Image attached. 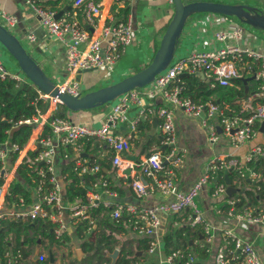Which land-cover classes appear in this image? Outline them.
Instances as JSON below:
<instances>
[{
  "label": "built area",
  "instance_id": "2783aa9c",
  "mask_svg": "<svg viewBox=\"0 0 264 264\" xmlns=\"http://www.w3.org/2000/svg\"><path fill=\"white\" fill-rule=\"evenodd\" d=\"M172 2V0H169ZM264 1V0H262ZM38 0H25V3L34 9L40 17L41 25L47 32L57 37L65 46V69L70 73L89 71L95 69H111L134 39V29L131 19L117 22H109L100 28L98 36L90 35L89 27L96 26V18L101 14V3L94 0H72V5L83 14V21L70 16L60 15L56 18V11L44 8L37 4ZM0 18L4 20L9 28H13L19 22V18L5 11H0ZM224 21L230 24L229 30H217L215 38L222 42V46L215 50H195L186 57H173L169 65L155 76L146 86L132 89L113 100L104 121L99 126H88L75 122L69 118L52 116L60 103L57 98L51 97L37 90V98L47 103L44 110L36 109V114L20 119L13 123L12 129L22 124L41 127L48 125V133L40 136L36 141L39 148L34 162H42L44 167L38 169V179L33 187L36 199L30 204L27 212H14L16 218L26 217L30 220L48 219L54 222V233L57 238L65 232L64 212L75 223L85 222L84 232L92 234L95 230V217L92 211L100 205V190L113 195L110 183L101 174V166L97 160L82 161L75 164L79 175H94L86 192L84 201L71 202L64 205L60 185L55 181L53 172V157L58 146L68 147L76 145L83 138H94L101 141L113 151L112 163L114 171L118 176L126 175L125 170L134 172L131 187L136 196L143 197L148 193V185L140 179L148 177L152 180L150 189H158L168 199L152 207H144L134 204L102 202V207L110 209V217L119 222L126 216L130 229L142 238L148 240L147 252L153 253L160 248L158 229L162 220L160 213L179 214L189 210L187 215L188 225L196 223L202 225V235L206 241L212 237V226L205 222L196 203V197L200 190L211 184L213 186L212 196L225 197L230 208L225 213L228 218L236 219L243 228L250 225L264 223V209L253 210L243 207L241 210L233 211L234 199H226V184L215 182L216 178L230 169H235L240 180L257 182L264 181V175L249 166L248 162L258 159L264 155L261 145H254L243 157L237 158L232 154H220L213 156L206 164L203 174L187 189L181 190L174 182L171 175L160 176L165 163L175 164L178 161L177 147L174 135V117L171 107L168 105L182 107L188 115L202 116L203 126L206 127L207 137L210 142H218L220 136H225L231 146L238 147L243 143L250 142L259 133V126L264 121V46L255 48L242 43L246 35L243 26L235 23L231 18L224 16ZM27 39L30 42L36 40L34 33H29ZM246 59L256 60L259 64L255 73L258 85L248 97L253 102L250 110L242 113L233 112L225 114L214 102L205 104L194 103L190 98L181 94L183 81L181 75L184 72H202L211 86H233V80L243 78L244 74L250 72L251 67L246 64ZM24 76V75H23ZM0 78L13 79L22 83L25 77L11 73L0 62ZM61 91L72 96L82 95V86L76 79H71L57 84ZM36 98V99H37ZM161 98L165 102L152 110L159 118V128L162 135L161 143L166 145L164 152H151L139 162H132L122 157V153L130 148V136L118 133L116 127L127 123L129 120L128 109L132 103L139 106L152 105L154 99ZM151 102V103H150ZM252 104V103H251ZM52 116V118H50ZM137 127L136 122H131V129ZM221 128V133L218 132ZM10 130H7L9 132ZM25 146V145H24ZM17 143L6 139L0 143V169L5 182H12L15 171L19 166H13L6 170L4 161L7 155H18L24 150ZM67 156V155H66ZM22 160L19 162V164ZM221 172V173H220ZM50 174L49 187H44V178ZM220 173V174H219ZM219 174V175H218ZM11 184V183H10ZM10 191L6 192V196ZM16 204L24 206V197L18 196ZM224 244L219 246L213 257L212 264H264V256H261L253 243L236 234L233 228L227 227L222 231ZM6 264H16L20 258V252L13 256L6 253ZM165 264H195L194 255L187 248H178L166 253L163 258ZM134 264H140L136 261Z\"/></svg>",
  "mask_w": 264,
  "mask_h": 264
},
{
  "label": "crops",
  "instance_id": "0c3cea01",
  "mask_svg": "<svg viewBox=\"0 0 264 264\" xmlns=\"http://www.w3.org/2000/svg\"><path fill=\"white\" fill-rule=\"evenodd\" d=\"M94 1L100 2L102 7L100 16L96 18V26L88 28L90 35L98 36L100 28L109 22L131 19L133 23L134 39L132 43L125 48L120 58L111 69L101 68L76 73L68 72L65 69L64 42L57 37L51 36L47 32L40 23L39 15L32 7L25 3V0H0V11L2 10L14 14L19 18L17 25L9 30L19 38L28 52L36 59L42 70H44L52 80H56V82L54 80L56 84H62L67 80L76 79L81 84L82 88L88 89L97 83H100L101 87L112 84L146 66L151 61L158 48L163 36L162 34L166 30L174 13L173 3L169 0ZM195 1L251 4L259 8L264 14V1L262 0ZM58 7V11L63 10L62 15L70 14V16L84 23L82 12L73 7L72 0H60ZM224 16L226 15L209 12L194 13L189 16L179 37L173 57H186L195 50H215L220 48L222 42L215 38V32L220 29H230V24L223 20ZM227 17L243 26L246 30V35L242 43L255 48L264 46L263 30L245 25L234 16ZM0 19L4 22L2 18ZM1 24L3 25V23ZM31 32L36 36L34 42H30L27 39V35ZM0 49L3 51L6 63L21 73L16 74L20 77H24L15 60L1 44ZM0 55L2 56V52H0ZM11 58L14 62L11 61ZM246 64L251 67V70L247 73V76L244 77H250L257 72L259 64L256 60L252 59H246ZM190 74L198 75L200 79L207 84L208 80L202 72H184L181 78ZM23 82L28 81L25 78ZM257 85L258 80L256 76L254 79L247 81L248 92L250 91L249 87H257ZM36 90L38 89L36 88ZM248 92L246 97L243 96L241 100L236 101V103L240 104V108L243 111L250 110V107L253 105V102L248 98L253 91L251 93ZM212 98L215 100L214 102L222 108L219 97L214 94ZM164 103L165 102H163L161 98H156L152 105H147L146 108L136 105L135 103L130 105L128 109V122L116 127L118 133L130 136V148L122 153L124 159L136 163L151 152H164L167 149L166 145L161 143L162 135L159 128V118L152 110L146 111L148 108L153 109ZM112 104L113 101L98 107L78 111L67 109L65 111L66 118L88 126H99L104 121L105 115ZM168 106L171 107L173 111V128L178 152L177 157L179 159L175 164L165 163L163 170L160 172V176L171 175L174 182L181 190H187L203 174L206 164L213 156L232 154L237 158H243L254 145H261L264 147V132H260V130L253 140L243 143L237 148L231 146L227 138L223 135L220 136L218 142H210L207 137L206 127L203 126L201 115H188L182 107L173 105ZM223 106V108H228L225 102ZM154 118H157L155 126L152 125ZM131 122L137 123L135 129H131ZM44 127L45 125L41 127L37 126L32 129L28 141L24 144V150L18 157L12 158V155H7L4 161L7 171L11 170L13 166L17 167L27 153L36 148V141L43 134ZM218 132L221 133V131ZM112 156L113 151L111 148L94 138H83L78 141L76 145L68 147L58 146L55 149L53 157V176L55 181L60 185L63 204L68 205L71 202L81 201L80 198H75L74 201L70 202L66 198V188L70 180L67 179L68 171L63 172L65 166L69 161L77 164L79 160L91 161L94 159L100 163L101 174L107 178L114 192L113 195H110L100 190L101 206L102 202H110L112 205L122 203L124 205L134 204L152 207L168 199L163 196L158 189L155 188L151 190L152 180L148 177H142L141 175H139V177L142 182L148 185V193L143 197L136 196L131 187V180L134 172H130L129 175L118 176L114 171ZM16 173V171L13 173L14 179L10 182L11 184L17 177ZM94 177L91 178L90 181H92ZM90 181L87 182L86 180H82V187L88 185ZM10 183L5 182V185L0 187V216L19 222H25L27 220L30 222L32 221L30 223L32 226L30 225L28 229H25L26 232L24 236L21 237V239L23 237L27 238V242L22 244L24 254L21 252L22 249H20V258L17 260L16 264H34L41 261H43L44 264H97V259L91 257L92 252L84 251L82 243L89 239L90 235L93 237L96 231L100 232L101 230V232L105 231L106 233H110L109 230L104 228L106 225L104 222H110L114 226V232H111L113 237L117 240L114 249L119 250V255L116 257L115 264H117L119 257L122 255L120 248L132 252L136 251L138 258L135 259V262L139 261L140 264H165L163 263V258L166 254V250L163 237L172 229L178 228L181 225H188V213L185 214L187 210L179 214L160 213V218L162 220L161 226L158 229L160 248L149 254L147 251L139 249V241L146 238L138 236L130 229L126 216L122 217L119 222H115L110 217V209H106L99 213L97 221L95 217V232L88 235L83 229L79 230L78 223H75L69 217L68 212L65 211V232L60 241L55 239L52 241L48 238V231L45 226L39 227L38 223L35 225V220H30L26 217L16 218L12 215L14 212H27L30 204L36 197L32 189L30 192V201L26 202L24 206H20L14 201L7 200L6 192L10 188ZM249 183L250 184H241L239 189H248L252 182ZM212 190L213 188L211 184H209L202 188L196 197L197 207L202 219L212 226V237L210 241H206L202 232L200 233L197 231V236L189 239V245H191V247L189 246L187 249L194 255L195 264L213 263V257L217 248L224 244L222 231L227 227L233 228L236 234L251 241L258 253L264 256V223L243 228L236 219L228 218L226 214L220 213L218 208L219 205L225 201V197L212 196ZM250 208L253 210H263L264 197L260 198L258 202L250 206ZM189 226L193 227L191 225ZM6 238H8L9 244L13 248L15 245V235L9 233ZM201 248H204V250ZM94 251L96 252V250ZM200 251L203 252V255H200ZM105 252L106 257H108V254L112 251L105 250ZM6 253L9 254V257L10 255H14L12 249L8 250ZM108 258L109 261L105 264H113L112 259L110 257ZM134 263L132 262L131 264Z\"/></svg>",
  "mask_w": 264,
  "mask_h": 264
},
{
  "label": "trees",
  "instance_id": "16d2710c",
  "mask_svg": "<svg viewBox=\"0 0 264 264\" xmlns=\"http://www.w3.org/2000/svg\"><path fill=\"white\" fill-rule=\"evenodd\" d=\"M188 1L195 0H185V2ZM59 2L60 0H38L37 4L57 12L59 10ZM244 76H247V73L244 74ZM181 79L183 80V84L180 95L190 98L194 103L205 104L208 101H215L212 98V96L215 94L217 97H219L220 103L222 104L221 109L225 114L240 112L242 110L240 108V104L236 103L237 100H241L244 96V83L241 78L234 79L233 86H220L218 84L211 86V81H207V84H205L206 82L200 79V77L196 74H190L188 76L182 77ZM255 89L256 87H249L250 91L248 93H251ZM37 95L38 92L36 88L28 82L18 83L13 79L0 78V143L8 139L22 147L28 141L32 133V129L34 128L33 125L22 124L14 129L11 127L14 122L35 115L37 108H40L41 110L45 109L47 103H45L43 99L37 98ZM224 102L227 104L228 108H223ZM66 110L67 108L64 105L58 103L57 108L52 116L65 118ZM242 113H245V111H242ZM52 116L50 118H52ZM48 128V125H45L43 134L41 136H44L49 132ZM7 130L10 131L7 132ZM38 151L39 148L37 146L34 150L29 151L17 167V177L14 182L10 184V195L6 196L7 200L17 202L18 196H21L24 197L26 202L30 201V192L36 184L35 180L38 179L37 171L38 169L45 166V164L42 162L33 161ZM16 156L17 152L12 155V158H15ZM74 165V162L69 161L63 170V172L68 171L67 179L70 180L66 188V198L70 202L74 201L75 198H80L81 201H84L90 183L82 187L81 182L82 180L89 182L91 178L94 177V175H79L78 169H74ZM248 165L253 166L256 171L261 172L262 175H264V155L256 160L248 162ZM225 176H227L230 185L236 189L233 194L226 196V199H234V203L232 204L233 211H238L243 207L255 205L260 198L264 197V181L259 180L257 182H252L248 189L241 190L239 189L241 184H250L249 182L251 181L247 179L240 180L238 178L237 171L235 169H230L225 173H221L216 178L215 182H222L226 184ZM49 177L50 174L47 173L44 178L45 188L49 187ZM2 183L3 177L0 169V187L2 186ZM211 187L213 188L212 185ZM229 208L230 205L224 201L219 205L218 209L221 214H225ZM104 210H106V208L99 205L92 211V215L93 217H96V221L98 220L99 213ZM187 213H189V210L185 212V214ZM35 221V225L38 223L39 227L45 226L48 231V238L50 240L54 241L55 239L60 241L63 235L59 238L56 237L54 233V227L56 224L54 222L48 219L40 218L35 219ZM31 222L29 220L25 222H19L0 216V264H6V252L8 250L12 249L14 254L20 252L22 244L27 242V238L23 237L21 239V237L24 236L26 232L25 229L30 227ZM104 223L106 224L104 228L109 230L110 233H106L105 231L101 232V230L100 232L96 231V234H94L93 237L90 235L89 239L82 243L84 251L92 252L91 257H95L94 259H97V264L107 263L109 258L106 257L105 250L112 251L114 246L117 244V240L111 234V232H114L113 224L110 222ZM85 227V222L78 223L79 230L83 229L84 231ZM197 231L200 233L202 232V225L199 223H196L193 227H190L189 225H181L178 228L172 229L163 237L166 253L178 248L191 247V245H189V239L197 236ZM9 233H13L15 235V245L13 248L9 244L10 242L8 238H6ZM139 243V249L142 251H147L148 240L142 239L139 241ZM201 249L204 250V248ZM94 250H96V252ZM120 252L122 255L119 257L117 264H131L132 262L134 263L135 259L138 258L136 251L132 252L128 251L127 249L120 248ZM202 253L203 252H201L200 255H203ZM34 264H44V262L41 261Z\"/></svg>",
  "mask_w": 264,
  "mask_h": 264
},
{
  "label": "water",
  "instance_id": "95a60500",
  "mask_svg": "<svg viewBox=\"0 0 264 264\" xmlns=\"http://www.w3.org/2000/svg\"><path fill=\"white\" fill-rule=\"evenodd\" d=\"M172 3L174 6L173 16L166 27L151 61L137 72L112 84L86 92L81 96H72L61 91L54 80L42 70L36 59L28 52L19 38L1 23L0 44L15 60L19 70L28 82L43 93L57 98L67 109L78 111L109 103L132 89L141 88L149 84L155 76L163 71L171 62L185 22L187 18L194 13L209 12L234 16L241 23L264 31V14L259 8L251 4L224 3L218 1L185 2V0H172ZM62 13L63 10L58 11L55 17L58 18ZM254 78L255 74L250 77L241 78L244 83V97H246L248 92L247 81ZM201 116H203V114H201ZM156 122L157 118H154L152 125L155 126ZM259 130L260 132H264V121L261 122ZM218 131H221V128H218ZM125 173L129 175L130 169H126ZM225 183L226 194L229 196L233 194L236 189L230 185L227 176H225ZM21 249V252L24 254V248L22 247ZM118 253V249H113L112 252L108 254L113 264H115Z\"/></svg>",
  "mask_w": 264,
  "mask_h": 264
},
{
  "label": "rangeland",
  "instance_id": "374dc122",
  "mask_svg": "<svg viewBox=\"0 0 264 264\" xmlns=\"http://www.w3.org/2000/svg\"><path fill=\"white\" fill-rule=\"evenodd\" d=\"M202 13H204V12H202ZM0 22L1 23H3V25L4 26H6V28L7 29H10L1 19H0ZM165 32V31H164ZM164 34V33H163ZM162 34V35H163ZM0 52H2V56L0 55V62H1V64L6 68V70L8 71V72H11V73H20L18 70H16V69H14L12 66H10L9 64H7L6 63V60H5V57H4V55H3V51L0 49ZM11 61H13L12 60V58H11ZM14 62V61H13ZM21 74V73H20ZM55 80V79H54ZM55 82H56V80H55ZM101 87V84L100 83H97V84H95V85H93V86H91L90 88H88V89H82V94H84V93H86V92H89V91H92V90H95V89H98V88H100ZM105 104H108V103H105ZM118 255H119V253H118ZM130 256V255H129ZM128 256V257H129ZM75 264V263H74Z\"/></svg>",
  "mask_w": 264,
  "mask_h": 264
}]
</instances>
